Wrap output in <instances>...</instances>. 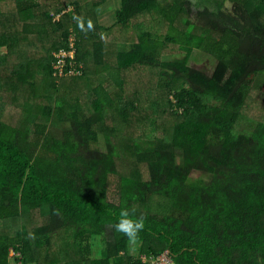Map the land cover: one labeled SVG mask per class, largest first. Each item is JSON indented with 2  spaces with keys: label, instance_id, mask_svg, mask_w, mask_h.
<instances>
[{
  "label": "trees",
  "instance_id": "16d2710c",
  "mask_svg": "<svg viewBox=\"0 0 264 264\" xmlns=\"http://www.w3.org/2000/svg\"><path fill=\"white\" fill-rule=\"evenodd\" d=\"M105 1H0V90L47 83L0 104V264L11 249L42 264L60 233L57 264H264V117L237 129L264 83V0H120L112 54ZM124 208L145 225L135 243L115 228Z\"/></svg>",
  "mask_w": 264,
  "mask_h": 264
},
{
  "label": "rangeland",
  "instance_id": "374dc122",
  "mask_svg": "<svg viewBox=\"0 0 264 264\" xmlns=\"http://www.w3.org/2000/svg\"><path fill=\"white\" fill-rule=\"evenodd\" d=\"M1 1V0H0ZM87 1L89 3V5L91 6L92 0H84ZM232 1H226V5L227 7H231L232 6ZM120 6V0H106L103 4H101L100 6H98V8L95 10L96 13V18H97V22L99 23V25L103 26L104 29H108L107 31H102L101 33L104 34V41L108 47L107 51L112 54V52L114 51V47H115V43L116 42V36L113 33V26L115 24V11L118 9V7ZM71 9V8H69ZM68 9V10H69ZM149 14H146L144 16L148 17ZM9 31V28L6 30V32ZM124 35L121 36L122 38H120L122 41H132V40H136L133 31L129 30V31H124L123 33ZM130 37H132V39H130ZM119 39V38H118ZM188 64L190 66H194L195 68H199L201 70H203L204 72H206L208 75H210L213 70L214 67L216 65V60L214 57H212L211 55L199 51V50H193L190 60L188 62ZM75 76H68L67 78H65L62 83L64 81L66 82H70V81H79L77 80L78 78H74ZM74 78V79H73ZM262 79H260V81H256L257 84L260 85ZM21 80H14V79H10V81L5 84L4 88L0 90V104L2 102H7V115L9 114H13L16 112V104H18V102H32L35 98L31 97L33 95H40L43 92V89L47 86V83L45 85L44 81H42V79H40L39 77H36L35 80L33 79H27L28 81V86L23 90V94L24 97L21 98L20 93L22 92L19 89V85H21L22 83L20 82ZM30 82V83H29ZM72 84H68L67 87H65L66 89V95H72L74 92H76V90L78 89L76 86L70 87ZM261 86V87H260ZM260 86H255L254 90H252V94L250 95L251 99L247 102V104H245V108H244V119L241 121V126L237 127V129H245L247 128L249 125L252 124V120L261 117H264V83H261ZM67 97V96H66ZM253 98V99H252ZM37 100V99H36ZM252 119V120H251ZM250 120L249 124L247 127L246 126H242L244 124H246L245 121ZM264 121V119H262ZM251 122V124H250ZM24 123V119L22 118L21 120V124ZM53 133L57 134L58 130L56 127H52L50 129ZM236 131V128H235ZM124 134L129 138V134L127 131H123ZM237 132V131H236ZM34 132L32 131V137L38 139L37 136H35L33 134ZM53 133L49 132V138L52 137ZM34 135V136H33ZM122 143V140H120L118 138V143ZM120 143V145H121ZM122 160H127V157H123ZM118 164L121 166L122 164L120 162H118ZM124 167V166H123ZM122 166L120 167L121 169L119 171H122L124 173H127L128 169H126L125 167L123 168ZM150 203V201H149ZM165 202H161L159 199L156 198V204L151 202L150 203V207L151 210L154 212L156 209L159 213L162 212L163 208L166 207L164 206ZM159 206H158V205ZM157 205V206H156ZM163 205V206H162ZM61 235H55L54 237L51 238L50 240V244L47 245L46 247H44V249L40 252V257H41V262L42 264H50L52 261L55 262V264H57V257H58V247L61 244V237L59 236ZM66 237L68 235H65ZM94 248L92 249L93 254H99V249L102 246L101 244V236H98L97 238H94ZM44 252H48V255H45ZM132 253H134V251L132 250Z\"/></svg>",
  "mask_w": 264,
  "mask_h": 264
},
{
  "label": "clouds",
  "instance_id": "9594fccd",
  "mask_svg": "<svg viewBox=\"0 0 264 264\" xmlns=\"http://www.w3.org/2000/svg\"><path fill=\"white\" fill-rule=\"evenodd\" d=\"M144 222L134 219L127 208L120 212L119 223L115 225L117 231L124 233L130 242L135 243L139 233L144 229Z\"/></svg>",
  "mask_w": 264,
  "mask_h": 264
},
{
  "label": "built area",
  "instance_id": "2783aa9c",
  "mask_svg": "<svg viewBox=\"0 0 264 264\" xmlns=\"http://www.w3.org/2000/svg\"><path fill=\"white\" fill-rule=\"evenodd\" d=\"M9 257L11 258L10 261L12 262V264H23L22 261H20V259L22 258V254L19 250L11 249L9 252ZM14 259H16V260H14ZM170 261L171 260H170V258H168L167 254L163 253L152 264H167Z\"/></svg>",
  "mask_w": 264,
  "mask_h": 264
},
{
  "label": "water",
  "instance_id": "95a60500",
  "mask_svg": "<svg viewBox=\"0 0 264 264\" xmlns=\"http://www.w3.org/2000/svg\"><path fill=\"white\" fill-rule=\"evenodd\" d=\"M167 264H176L175 262H173V261H170L169 263H167Z\"/></svg>",
  "mask_w": 264,
  "mask_h": 264
}]
</instances>
